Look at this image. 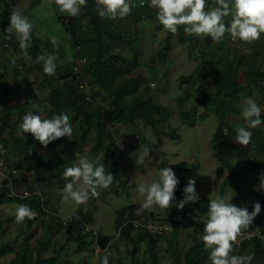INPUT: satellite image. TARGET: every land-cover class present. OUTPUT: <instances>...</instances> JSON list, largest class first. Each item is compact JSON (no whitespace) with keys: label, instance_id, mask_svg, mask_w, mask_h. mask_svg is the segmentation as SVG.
I'll return each mask as SVG.
<instances>
[{"label":"trees","instance_id":"16d2710c","mask_svg":"<svg viewBox=\"0 0 264 264\" xmlns=\"http://www.w3.org/2000/svg\"><path fill=\"white\" fill-rule=\"evenodd\" d=\"M142 1L144 0H132L130 2V4L134 3L137 6V8H132V13H135L138 9L142 10L145 8V1L143 3L144 6H140ZM54 6L68 31L70 41L78 48L81 47V52L75 60H68L70 61L69 67L62 72L63 78H73L75 87L70 85L68 81L62 83L56 76L60 71L59 65L55 74L49 76L43 72L42 63L35 62L38 55L46 56L48 54L43 49L45 44L48 46V43L37 37L32 30V42L28 53L31 56L34 68H37L43 75L42 83L50 89L47 105L35 94V90L31 85L19 87L12 79L13 76L23 73L25 65L17 57L18 52L16 50H20V48L18 41L15 40L16 38L0 35V48L2 49H0V55L5 60L3 61L0 58V139L5 148L7 167L10 170H17L18 175L14 174L13 179L18 182L23 181L27 173L34 171L37 182L59 183L64 186L69 181L63 178V171L67 166H71L76 162L74 154L79 152L81 155H87L89 159L103 164L105 171L114 175V181L107 190L110 192L115 187L125 186L126 168L117 157L120 147L115 142L109 123L113 125H134L136 122L143 121L146 125L151 126L155 133L160 135L159 133H163V131L159 129L158 123L160 121H168L173 111L169 106L156 100L154 95L151 94L150 86H147V88L142 86L138 75L130 74L135 68L140 67L141 69L143 62L146 64L143 57L145 37L139 35L140 31L146 32V27L139 30L140 25H137V23L143 21V18L137 17V20H135L136 28H129L123 22L129 21V15L123 19L115 20L101 17L97 12L96 0H87V7L82 8L81 13L75 17L60 14L55 2ZM0 9L1 25L7 24V22H10V14L13 10L12 2L10 0H0ZM133 15L136 17V14ZM67 16L68 20H66ZM29 17L33 18L32 15H29ZM156 23L158 29L163 28L157 19ZM168 33L167 43L158 53L162 62L169 53L168 49L170 48L172 33ZM90 34L92 37H87ZM178 34L179 39L188 42L191 48L195 47V43H198L196 40L193 41L191 37L184 35L183 26L179 27ZM227 36L228 34L226 33L225 37ZM206 40L210 42L211 38L207 37ZM84 43H87L86 48ZM225 43L228 44L227 41L221 40L216 43L215 49L217 50L201 51L204 57L201 67L206 65L209 68H216L211 71L210 76L207 72L200 70V67L196 68L190 76H181V80H193L195 85H197V89L202 93V104H207L211 107L215 115L220 119V124L212 137V146L215 158L221 161V166L228 167L230 171L233 170L235 174L239 175L240 167L238 166V169L232 161L240 157V161L245 159V163H248L250 170L253 169V172L259 171V178H261V174H264V127L252 128L250 131L252 132L251 141L253 144L241 146L235 141V130L238 127L235 126L236 123L228 120V116L240 117L242 108L237 105L241 99L251 95L255 87L259 88L261 94L264 92V84L260 82L261 79H264V70L259 69L257 59L254 57L248 58V61L243 57L244 55L238 58L220 55V45L222 46ZM120 45L128 48L129 56L113 52L114 47L117 48ZM47 52L50 51L47 50ZM82 56L86 58V63H83L81 67L84 72L86 70L90 75V82L111 95L108 106L103 102H95L96 95L94 93L79 91V82L72 68L79 63V59ZM156 56L157 54L154 53L151 56V60L154 61ZM68 61L66 60L65 63H62L67 64ZM145 66L147 65L143 66L146 69ZM12 82L13 84L11 85ZM86 94L90 95L93 101L87 100ZM193 96L188 91L177 98L182 119L195 114L196 105L194 104V99L196 98ZM261 99H264V97L261 96ZM105 108H107V114L104 113ZM28 111H33L41 115L42 118H51L53 114L62 112L67 113L73 127L72 142L70 144L65 143L68 138L65 136L50 142L47 147H44L31 133L22 132L20 124L22 123L23 115ZM105 116L108 121H106ZM261 119L264 121V113L261 114ZM165 132V135L180 137L175 131L169 130ZM229 138L232 140H228ZM90 144L93 158L85 152V147ZM58 148L62 150H58ZM8 149L13 154L14 166L8 165ZM252 149L255 150V153L252 156L253 159H250L249 154ZM100 153H102L101 158L98 157ZM245 153L246 155L243 156ZM12 174L13 172H11ZM183 197L184 192L177 186L175 199L180 201ZM48 198L44 190L42 195L33 197L23 198L14 195L11 193L6 181L2 183L0 188L1 203L17 202L29 205L34 211L40 213L34 220H41L44 223L54 221L57 227L66 228L69 233H74L75 231L78 234L82 232L84 234L90 233L88 230L85 231L83 226L84 223L88 224L87 220L90 213L88 215L84 214L85 216L79 213L80 218L73 217L66 224H63L58 217L52 216L50 219L43 217L47 208L58 213L52 206H48ZM240 198L251 210H253V205L256 202H259L261 207L264 206V190L253 189L249 192H243L241 189ZM209 201V197H206V199L203 197L194 203L185 205L192 207L199 213H207ZM50 203L52 202L50 201ZM139 207L140 205L131 204L118 209L115 218V225L119 231L118 239L119 241L131 242L133 244V254L137 251L140 242H145L146 252H149L157 244L159 238L165 237V234L155 236L151 229L145 226L136 227L134 225L132 221L134 219H139L144 224L146 222L147 225L152 224L156 220L152 211L148 212V210H145L142 215H136ZM175 210L176 208L173 209V211ZM30 222L32 221L30 220ZM178 228L179 224L176 223L168 237V252L173 264H203L202 262L207 258L208 251L204 248L201 238L195 235L196 242L183 256L181 245L178 241H175L177 240L176 232ZM136 229L137 231H135ZM93 238V242H96L95 236ZM75 239H80L84 247L90 246V242L84 236L83 238L76 236ZM110 239V236L101 235L98 238V243L105 248ZM41 249L42 247L36 251L34 247L25 246L16 250L9 242H0V258L11 253L14 254L13 259L3 264H59L62 261V247L57 251L56 255L49 257L42 256ZM240 249L247 252V254L253 253L251 264L263 263L264 240L258 237L243 240ZM151 258H154V256Z\"/></svg>","mask_w":264,"mask_h":264},{"label":"rangeland","instance_id":"374dc122","mask_svg":"<svg viewBox=\"0 0 264 264\" xmlns=\"http://www.w3.org/2000/svg\"><path fill=\"white\" fill-rule=\"evenodd\" d=\"M131 1L132 0H129V2ZM144 1L146 2L144 9H138L135 13L131 12L129 14V21H123L126 23L125 26L136 28L135 20H137V17H141L143 21L137 23V25H140L139 30L146 27V32H139L140 36L145 37L143 57L146 64L143 62V69H140V67L135 68L130 74L138 75L142 86L146 88L150 86L149 89L151 94L154 95L156 100L172 109L173 113L170 119L158 123L159 129L162 130L163 133H159L160 135H158L153 131L151 126L146 125L143 121L136 122L134 125H113L109 123L115 142L120 147L117 152V157L126 168V177L124 180L126 183L125 186L115 187L110 192L107 191L108 189L99 190L100 196L90 199L84 205L78 206L71 201L64 202L61 197V190L64 186L59 183L49 184L37 182L35 179L36 173L34 171L32 175H25L24 182L21 180L22 182L20 181L19 184L21 188H37L42 192L44 190L46 196L49 197L48 206H52L53 209L58 211L63 217L78 216L79 213L85 216L90 213L87 220L89 226L97 228L100 234L113 238L114 244L110 246L108 252H115L116 255L109 256V264H173V260L168 252V237L171 232L165 234L164 238H159L157 244L152 250H149L150 253L146 252L147 247L145 242H140L137 251L133 254V244L124 240L119 241V231L115 225L118 209L131 204L140 205L143 202L144 198L137 193V185L141 182L150 183L153 180H157L159 178L160 169L171 167L179 180L178 186L182 191L187 185L188 180L192 178L195 180V188L199 198L209 197L211 200L217 195H221L231 198L233 204L238 207H245L249 212H251V209H249L240 198V190L242 189L243 192H249L253 189H260L261 184V178H259L260 172H253V169L250 170L248 163H245V159L240 161L239 157L232 161L237 168L238 166L240 167L241 171L239 175L235 174L233 170L230 171L228 167L221 166V161L215 158L212 146V137L220 124V119L215 115L211 107L207 104H202V93L197 89V85H195L194 81L190 79L188 81L181 80V76H190L196 68L201 67L202 62H204L201 51L209 52L210 50H217L215 49L216 42L212 40L208 42L206 40L207 37L189 36L193 41L196 40V42H198L194 44L195 47H193V49L189 46L188 42L179 39V34L177 32L175 35L172 34L168 56H166L167 58L162 62L159 59L158 53L166 45V38L169 33L163 28H157L156 9L150 7V0ZM10 2H12L13 9L18 8L23 15L30 19L33 24L35 35L47 41L48 46L45 44L43 47L45 53L54 54L57 57L55 63L57 66H60V71L56 76L59 81L62 83L68 81L70 85L75 87L73 78H63L62 72L69 67L70 61L68 60H75L79 56L81 47L78 48V46L70 41L68 31L61 18H59V14L54 6V0H38L34 2L33 0H10ZM207 5L209 8L214 6V0H207ZM133 14H136V17H134ZM29 15H32L33 18H30ZM225 19L227 21L230 17ZM66 20H68V16ZM9 24L10 22L1 25L0 22V35H8L6 29ZM11 36L16 38L15 34ZM52 36L57 37L56 47L50 42ZM87 37H92V35L90 34ZM228 44L220 45V55H227L235 58L244 55L243 57L247 60L250 57H254L257 59L259 69L264 70V34L261 35L258 41L252 43H245L237 39ZM86 46L87 43H84L85 48ZM47 47H49V49H47ZM127 49V47L120 45L117 48L114 47L113 52L129 56L130 52ZM47 50L50 52H47ZM16 51L18 52V59L21 60L25 66L23 73L13 76L12 79L19 87L31 85L35 90V94L47 105L50 89L42 83L43 75L37 68H34L31 59L25 58L21 49ZM154 53L157 54L158 57L156 56L155 60L152 61L151 56ZM48 54H46V56ZM0 58L5 61L1 55ZM66 60L68 62L64 64ZM144 65H147L145 66L146 69L143 67ZM208 68L209 66L205 65V67H201L200 70L202 69L210 76L211 71L216 68ZM84 77L86 80V89L94 93L98 101L100 100L108 106L111 95L96 85H93V83L90 82V75L86 70L84 72ZM260 82L264 84V79H261ZM12 84L13 82L11 85ZM188 91L196 98L194 99V104L196 105L194 110L195 114L182 119L177 104V98ZM261 96L264 97V92L261 94L259 88L255 87L252 94L247 97H252L257 101L263 114L264 99H261ZM243 99L240 100L237 106L241 107ZM104 113L107 114V108L104 109ZM105 119L108 121L107 117ZM228 120L236 123V127H247V122L241 115L240 117L234 115L228 116ZM259 126L264 127V123H261ZM251 129L252 128L249 130ZM169 130L175 131L180 137L176 135H165V131ZM72 140V137L70 139L67 138L65 143L70 144ZM228 140L232 139L229 138ZM250 144H253V142L251 141ZM141 146H147L151 150L149 156L144 158L143 163L137 164L136 159L140 156L141 150L139 148ZM91 147V144L86 146L85 152L93 158L90 151ZM58 150L62 149L58 148ZM250 152L249 157L253 159L252 156L255 150L252 149ZM245 155L246 153L243 156ZM7 156L8 165L14 166V157L10 149H8ZM101 156L102 153L98 155L99 158H101ZM3 182V179L0 177V188ZM50 201L52 203H50ZM178 203L179 201L175 199L173 201V206L169 209H161L155 206L152 210H148V212L152 211L154 213L156 222H159L168 213L172 212L174 208L180 211L183 210L189 214H193V212L195 214L196 211L192 207L185 205L183 209H180L176 206ZM18 205L19 203L17 202H0V242H9L16 250L25 246H31L38 251L42 247L41 254L44 257L56 255L57 251L62 247V261L59 264H101V259L105 252H102V249L95 245L96 242H93L94 238L91 233L84 234L82 232L78 234L76 231L74 233H69L66 228L57 227L54 221L44 223L41 220L33 219L31 220L32 222H30V220L26 218L23 223H16L14 213ZM256 217H260L262 219L261 222L264 224V207H262L261 213ZM255 226H260L256 224V218H254L248 230H251ZM135 231H137V229ZM195 235L198 238H201L203 235V228L198 222L179 225L176 232L177 240L175 241H178L181 245L183 256H185V252L196 242ZM76 236L81 238H83V236L86 237L90 242V246L84 247L80 239H75ZM121 244H123L126 249V252L123 254L120 252ZM243 252L244 251H242L240 247H234L233 254H247V252ZM252 254L251 252L250 255ZM153 256L155 260L151 258ZM13 257V253L1 257L0 264L9 262ZM202 263L211 264L208 255ZM262 264H264V260Z\"/></svg>","mask_w":264,"mask_h":264},{"label":"clouds","instance_id":"9594fccd","mask_svg":"<svg viewBox=\"0 0 264 264\" xmlns=\"http://www.w3.org/2000/svg\"><path fill=\"white\" fill-rule=\"evenodd\" d=\"M54 2L61 14H67L71 17L78 16L81 9L87 7V0H54ZM143 3L145 2H141V7L144 6ZM96 4L98 14L112 20L123 19L130 14L132 8H137L134 3L130 4L129 0H96ZM150 7L156 9V19L163 26V29L173 35L178 32L180 26L184 27L186 36L209 37L216 43L221 40L232 43L233 40L237 39L245 43H252L258 41L264 34V0H214V6L210 8L207 5V0H150ZM228 17L230 19L226 21L225 18ZM32 30L33 24L30 19L23 15L18 8H14L10 14V24L6 32L9 38L15 34L19 48L25 58L29 60L31 56L28 49L31 47ZM226 33L228 34L227 37H225ZM50 42L56 47L57 37L52 36ZM56 60L57 57L54 54H48L47 56L38 55L35 62L42 63L43 72L52 76L56 72ZM83 79L84 87L79 86V91L90 93L86 89L84 75ZM86 98L93 101V98L88 94H86ZM95 102L101 101L96 98ZM241 108L240 115L247 122V127H238L235 130V141L241 146H248L252 139V132L249 129L264 123L261 119L262 109L252 97L244 98ZM20 130L24 133H31L44 147L59 138L67 136L70 139L73 135L70 117L63 112L53 114L51 118H42L41 115L28 111L22 117ZM225 134L227 135V133ZM139 149L141 150L140 156L136 162L142 164L144 158L149 156L151 149L147 146H141ZM74 155L76 162L67 166L62 174L63 178L69 182L61 190V197L64 202L71 201L79 206L86 204L92 198H98L100 196L99 190L108 189L111 186L114 175L106 172L103 164L89 159L87 155H81L79 152ZM32 173L33 171L27 175H32ZM3 181H6L10 187L8 180L3 179ZM15 181L17 180L15 179ZM18 183L20 184V182ZM178 184L179 180L171 167L160 169L157 180L150 183H139L136 190L144 199L137 209L136 215H142L145 210H152L155 206L161 209L171 208ZM19 187L21 188L20 185ZM26 188L32 191H41L37 188ZM260 189L264 190V174H261ZM183 192V199L176 205L180 209H183L185 204L194 203L199 199L195 180L192 178L188 180ZM26 197L27 193H25ZM262 207L259 202H256L253 205V210L249 212L247 208L233 204L231 198L217 195L209 201L207 213H199L195 210V214H189L176 209L168 213L159 222L155 220L152 224H144L139 219L132 221L136 227L150 228L155 236L170 233L176 223L180 225L198 222L203 228L201 240L204 248L208 251V259L211 264H251L252 255H236L233 254V250L234 246L240 247L243 240L252 237L264 240V224L260 217H256L261 213ZM14 216L16 223H23L26 218L28 220L35 219L37 213L29 205L19 204L15 209ZM73 217L80 218L79 215ZM73 217H66L67 222ZM254 218H256V224L260 226L248 230ZM83 226L87 231L86 226L89 224L84 223ZM153 226L158 228L157 232L153 230ZM95 229L99 231L97 228ZM88 231L92 234L91 230ZM101 235L99 232L98 236L93 235L96 238L95 245L101 248L102 252H105L101 264H109V256L116 255L115 252H108L113 244V238L103 248L98 243V238ZM120 252L121 254L126 252L123 244L120 245Z\"/></svg>","mask_w":264,"mask_h":264},{"label":"built area","instance_id":"2783aa9c","mask_svg":"<svg viewBox=\"0 0 264 264\" xmlns=\"http://www.w3.org/2000/svg\"><path fill=\"white\" fill-rule=\"evenodd\" d=\"M231 41H232V39H231ZM83 63H86V58L81 57L79 59V63L75 64L73 67V72H74V74H76V78L79 82L80 87H84V79H83L84 72H83V69L81 67V65ZM88 98H89V96H88ZM11 172H13L12 175L17 174L16 169L10 170L7 168V162H6V157H5V148H4L3 142L0 139V177L8 180L9 185L11 187V193L14 195H17L19 197H23V198H25V193H27V197H32L35 195H42V192L39 190H33L32 191V190H29L27 188H24V189L20 188L19 183L12 178ZM45 211L46 212H45V214H43V217H46L47 219L52 218V216L58 217L63 221L64 224H66V222H67L66 217L60 216L59 214H57L56 212H54L48 208L45 209ZM35 212L37 213L36 217H38L39 213L37 211H35ZM181 217H183V216H181ZM136 224H138V222H136ZM86 230H91L93 235L98 236V231L95 228L86 226ZM153 230L155 232H157L158 228L153 226Z\"/></svg>","mask_w":264,"mask_h":264},{"label":"bare ground","instance_id":"6f19581e","mask_svg":"<svg viewBox=\"0 0 264 264\" xmlns=\"http://www.w3.org/2000/svg\"><path fill=\"white\" fill-rule=\"evenodd\" d=\"M13 62V61H12ZM73 69V68H72ZM81 92H83V91H81ZM205 199H206V197H204ZM202 200V199H201ZM47 201V200H46ZM203 201V200H202ZM201 201V202H202ZM207 201H208V199H207ZM201 204H203V203H201ZM206 204V203H205ZM202 207V206H201ZM206 207V206H205ZM207 208H208V206H207ZM183 211V210H182ZM202 212V211H201ZM188 213V212H187ZM40 214V213H39ZM193 214H194V212H193ZM39 219V218H38ZM42 219V218H41ZM124 222V221H123ZM125 224V223H124ZM129 224V223H128ZM130 224H131V222H130ZM145 224H146V222H145Z\"/></svg>","mask_w":264,"mask_h":264}]
</instances>
